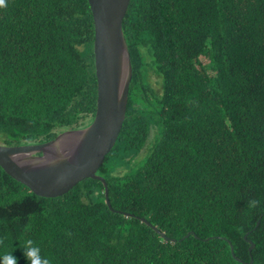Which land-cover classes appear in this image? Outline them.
<instances>
[{
    "label": "trees",
    "instance_id": "16d2710c",
    "mask_svg": "<svg viewBox=\"0 0 264 264\" xmlns=\"http://www.w3.org/2000/svg\"><path fill=\"white\" fill-rule=\"evenodd\" d=\"M5 3L0 144L53 141L97 110L89 2ZM123 27L127 119L98 173L113 211L100 181L45 199L0 172V258L27 264L31 240L49 264H264V0H132Z\"/></svg>",
    "mask_w": 264,
    "mask_h": 264
},
{
    "label": "water",
    "instance_id": "95a60500",
    "mask_svg": "<svg viewBox=\"0 0 264 264\" xmlns=\"http://www.w3.org/2000/svg\"><path fill=\"white\" fill-rule=\"evenodd\" d=\"M88 2L95 25L94 55L98 83L94 120L87 128L68 130L49 143L19 147L0 145V167L35 195L44 198L64 196L86 179L98 180L105 187L106 201L113 211L108 184L97 173L115 148L127 117L132 67L123 24L132 0ZM124 216L133 217L129 214ZM136 219L162 240L170 242L149 221ZM249 244L252 253L255 245ZM232 254L235 257L233 247Z\"/></svg>",
    "mask_w": 264,
    "mask_h": 264
},
{
    "label": "clouds",
    "instance_id": "9594fccd",
    "mask_svg": "<svg viewBox=\"0 0 264 264\" xmlns=\"http://www.w3.org/2000/svg\"><path fill=\"white\" fill-rule=\"evenodd\" d=\"M0 7H6V3H5V0H0ZM124 25V24H123ZM125 34V33H124ZM125 39H126V37H125ZM127 42V41H126ZM94 44H95V42H94ZM128 46V45H127ZM129 49V48H128ZM129 52H130V50H129ZM131 55V54H130ZM95 56V55H94ZM95 66H96V64H95ZM131 67H132V65H131ZM133 72V71H132ZM131 84V83H130ZM97 86H98V83H97ZM98 88V87H97ZM130 88V87H129ZM128 100H129V92H128ZM97 106H98V97H97ZM96 112H97V110H96ZM96 112L94 113V114H92V116H90V117H87L86 119H84L83 121H82V125H80V126H78V125H76V126H72L70 129H68V130H79V129H85V128H87L88 127V125L94 120V118H95V115H96ZM126 119H127V117H126ZM126 122V121H125ZM125 124V123H124ZM124 127V126H123ZM68 130H65V129H61V130H57V131H55L54 133H57V137H59V136H63L64 135V133H66ZM122 131H123V129H122ZM122 131H121V133H122ZM53 133V132H52ZM121 136V135H120ZM120 138V137H119ZM119 140V139H118ZM54 141V140H53ZM50 141H38V142H35V143H32V144H27V145H21V146H28V145H36V144H44V143H49ZM52 142V141H51ZM118 142V141H117ZM0 145H2V144H0ZM2 146H6V145H2ZM6 147H19V146H6ZM146 149H148V148H144L143 149V151L141 152V154L143 155V156H145L146 154ZM114 150V149H113ZM108 157V156H107ZM106 157V158H107ZM106 161V160H105ZM16 165V167H19V165L18 164H15ZM101 169V168H100ZM100 171V170H99ZM0 172H2L4 175H7V176H9L11 179H13L14 181H16V179H14L12 176H10L7 172H5L1 167H0ZM99 173V172H98ZM97 173V175L98 176H100L99 174ZM101 177V176H100ZM105 179V178H104ZM86 180H88V179H86ZM91 180H94V179H91ZM85 181V180H84ZM83 181V182H84ZM98 181V180H97ZM18 182V181H17ZM107 182V181H106ZM18 183H20V182H18ZM82 183V182H81ZM21 184V183H20ZM80 184V183H79ZM103 184V183H102ZM23 185V184H22ZM23 186H25V185H23ZM26 187V186H25ZM27 189H29L28 187H26ZM29 191L31 192V193H33L30 189H29ZM72 191V190H71ZM34 194V193H33ZM35 195V194H34ZM35 196H37V195H35ZM37 197H40V196H37ZM41 198H44V197H41ZM45 199H50V198H45ZM258 202L257 201H255V200H251V201H249V207L250 208H252V207H255L256 206V204H257ZM246 241H247V243H249V242H251V241H249L248 240V238H246ZM166 242V241H165ZM168 243V242H167ZM253 243V242H252ZM254 244V243H253ZM250 245V244H249ZM255 245V244H254ZM232 247L233 246H231V251H232ZM250 248H251V245H250ZM250 248H249V252H250ZM233 249H234V255H235V248L233 247ZM255 249V248H254ZM254 251V250H253ZM250 254H252L251 252H250ZM23 255H24V257H25V259H26V261H27V264H49V261L47 260V259H44V258H42L41 257V255H40V249L38 248V247H36V246H34L33 245V242L31 241V240H28V241H26L25 242V245H24V251H23ZM236 257V256H235ZM252 262V261H251ZM253 263V262H252ZM252 263H250V264H252ZM0 264H17V260H16V258L12 255V254H6V255H4L2 258H0Z\"/></svg>",
    "mask_w": 264,
    "mask_h": 264
},
{
    "label": "rangeland",
    "instance_id": "374dc122",
    "mask_svg": "<svg viewBox=\"0 0 264 264\" xmlns=\"http://www.w3.org/2000/svg\"><path fill=\"white\" fill-rule=\"evenodd\" d=\"M149 80H150V83L152 84V86L155 88V90L157 92H160L162 89V86L160 85V79L155 75H151Z\"/></svg>",
    "mask_w": 264,
    "mask_h": 264
}]
</instances>
